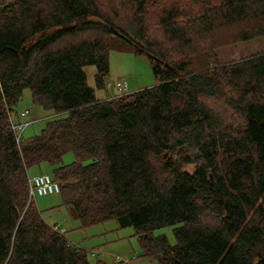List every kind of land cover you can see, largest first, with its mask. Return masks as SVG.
<instances>
[{"label": "trees", "instance_id": "1", "mask_svg": "<svg viewBox=\"0 0 264 264\" xmlns=\"http://www.w3.org/2000/svg\"><path fill=\"white\" fill-rule=\"evenodd\" d=\"M221 31L264 36V0H0V264H90L30 196L42 162L62 205L131 226L158 264H264V50L218 63ZM112 34L147 55L154 85L96 97L84 67L106 90ZM25 88L66 114L22 138ZM168 225L174 243L153 233Z\"/></svg>", "mask_w": 264, "mask_h": 264}, {"label": "rangeland", "instance_id": "2", "mask_svg": "<svg viewBox=\"0 0 264 264\" xmlns=\"http://www.w3.org/2000/svg\"><path fill=\"white\" fill-rule=\"evenodd\" d=\"M154 14V11H152ZM221 31V40L225 39L220 47L215 51L216 61L218 63H232L239 61L244 57L264 50V36H259L248 41H229V34ZM109 74L105 82L113 83L116 80H126L127 89L124 93L135 91L137 89L152 86L156 83V77L152 71V65L147 55L137 54L133 46L117 34H112L107 39ZM199 65V60H193L191 66ZM87 83L95 88V95L98 98L112 96L115 92L113 87L103 90L94 86L93 74L95 67L87 65L84 67ZM23 110H28L27 115L21 119L19 116ZM66 113L56 114L51 109H46L41 105L35 104L32 100L31 91L25 88L21 97L11 110V117L15 123L20 121L28 122L22 131V138L37 134L45 126L46 121L63 117ZM19 132V130H18ZM192 156L197 158L199 153L192 152ZM74 156L67 152L62 156L61 162L64 164L72 162ZM55 164L42 162L39 165L28 169L29 177L38 173H47L52 176V169ZM191 171L193 164L184 166ZM36 204L42 218L50 225H56L63 232L67 239L85 249L90 264H94L100 259L109 263L117 262L116 259L126 260L128 264H158L155 259L142 254L141 247L134 235L131 226L119 227L114 218L104 221L90 222L87 217L75 215L71 207L61 204V197L58 193L48 195H35ZM154 235L164 234L168 237L170 243H174L173 225L164 226L153 231Z\"/></svg>", "mask_w": 264, "mask_h": 264}, {"label": "built area", "instance_id": "3", "mask_svg": "<svg viewBox=\"0 0 264 264\" xmlns=\"http://www.w3.org/2000/svg\"><path fill=\"white\" fill-rule=\"evenodd\" d=\"M111 87H113V89L115 90L114 94L115 93L122 94L127 89V82L126 80H121V79L116 80L113 83L106 82V90ZM27 113L28 110H23L20 113L21 118H24L27 115ZM26 124L27 122H21V124H19L17 127L23 128ZM28 181H29L30 196L32 197H34L35 195L43 196L48 194H55V193H59L60 191L59 183L47 173L35 174L32 177H29ZM55 227L59 229L56 225ZM59 231L63 232V229H60ZM116 261L122 264H128L126 260H121L119 258H117Z\"/></svg>", "mask_w": 264, "mask_h": 264}, {"label": "crops", "instance_id": "4", "mask_svg": "<svg viewBox=\"0 0 264 264\" xmlns=\"http://www.w3.org/2000/svg\"><path fill=\"white\" fill-rule=\"evenodd\" d=\"M36 200V197L34 198ZM37 201V200H36Z\"/></svg>", "mask_w": 264, "mask_h": 264}]
</instances>
